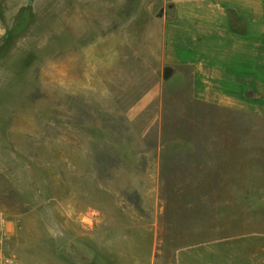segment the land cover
I'll use <instances>...</instances> for the list:
<instances>
[{
	"label": "rangeland",
	"instance_id": "obj_1",
	"mask_svg": "<svg viewBox=\"0 0 264 264\" xmlns=\"http://www.w3.org/2000/svg\"><path fill=\"white\" fill-rule=\"evenodd\" d=\"M126 1L112 28L96 0H0V109L15 112L0 118V210L17 264H172L179 244L264 229V66L219 79L162 63L136 42ZM88 48L94 114L49 91L72 83L67 59ZM156 178L150 205L140 188Z\"/></svg>",
	"mask_w": 264,
	"mask_h": 264
},
{
	"label": "crops",
	"instance_id": "obj_2",
	"mask_svg": "<svg viewBox=\"0 0 264 264\" xmlns=\"http://www.w3.org/2000/svg\"><path fill=\"white\" fill-rule=\"evenodd\" d=\"M152 1L153 5H144L143 0H135V3L132 1L134 10L131 22H134L137 32L134 35L136 42L160 47L162 63H191L200 71L214 72L209 75L219 79L251 78L258 65L264 66V0ZM96 2L97 6L103 8L104 19L112 28L118 22L115 20L117 14L122 8H128L126 0ZM124 22L125 19L119 23ZM118 27L123 30L121 25L118 24ZM143 29H146L145 32ZM67 60L71 62V70L76 72L75 76H70L72 83L65 89L58 87V90L53 91L51 87L49 91L58 94L69 92L84 97L82 99L86 101V109L94 114L92 100L98 89L99 78L96 75L93 48H88L87 54L70 55ZM60 66L56 62L51 65L58 72ZM80 78L83 79L81 82ZM142 105L143 101L135 108H141ZM14 115L12 107L0 109V118L5 121H9L10 117L14 120ZM8 130L6 125L0 145L11 141V132ZM0 157L5 156L0 154ZM91 181L93 183V176ZM159 187L157 178L143 183L140 188L141 198L148 200L150 205H158ZM153 244L151 237L148 245ZM153 260L154 256L142 259V256L133 257L131 254L126 261L113 263L106 260L108 262L104 264H153ZM172 264H264V229L231 231L179 244L173 250Z\"/></svg>",
	"mask_w": 264,
	"mask_h": 264
},
{
	"label": "built area",
	"instance_id": "obj_3",
	"mask_svg": "<svg viewBox=\"0 0 264 264\" xmlns=\"http://www.w3.org/2000/svg\"><path fill=\"white\" fill-rule=\"evenodd\" d=\"M8 215L0 210V264H17L6 251L5 240L9 235Z\"/></svg>",
	"mask_w": 264,
	"mask_h": 264
}]
</instances>
